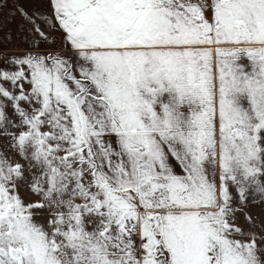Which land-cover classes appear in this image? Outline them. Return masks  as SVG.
I'll list each match as a JSON object with an SVG mask.
<instances>
[{
  "label": "snow or ice",
  "instance_id": "obj_1",
  "mask_svg": "<svg viewBox=\"0 0 264 264\" xmlns=\"http://www.w3.org/2000/svg\"><path fill=\"white\" fill-rule=\"evenodd\" d=\"M36 2L0 0V264H264V0Z\"/></svg>",
  "mask_w": 264,
  "mask_h": 264
},
{
  "label": "crops",
  "instance_id": "obj_2",
  "mask_svg": "<svg viewBox=\"0 0 264 264\" xmlns=\"http://www.w3.org/2000/svg\"><path fill=\"white\" fill-rule=\"evenodd\" d=\"M13 2H15V0H13ZM18 2L21 6L29 10L36 7L46 8V5L36 2V0H18ZM11 7L12 5L10 3L8 8H5L3 12L0 13V21L3 22V31L0 32V38H3L6 34H10L11 41L6 45V50H23V33L19 32L18 29L21 20L18 14L13 15L11 13ZM54 35H59V33H55ZM18 45L20 47H17Z\"/></svg>",
  "mask_w": 264,
  "mask_h": 264
},
{
  "label": "rangeland",
  "instance_id": "obj_3",
  "mask_svg": "<svg viewBox=\"0 0 264 264\" xmlns=\"http://www.w3.org/2000/svg\"><path fill=\"white\" fill-rule=\"evenodd\" d=\"M56 38H57V40H59L60 39V34L59 35H56ZM7 51H21V50H7Z\"/></svg>",
  "mask_w": 264,
  "mask_h": 264
}]
</instances>
